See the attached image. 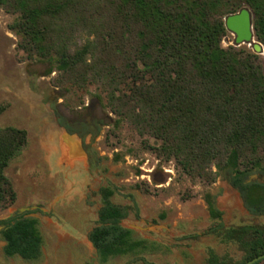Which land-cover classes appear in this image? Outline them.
<instances>
[{"label": "trees", "instance_id": "1", "mask_svg": "<svg viewBox=\"0 0 264 264\" xmlns=\"http://www.w3.org/2000/svg\"><path fill=\"white\" fill-rule=\"evenodd\" d=\"M0 6L15 14L9 28L27 58L49 64L42 74L53 87L95 86L116 124L127 123L159 157L208 184L223 172L245 208L264 214V180L251 177L264 176V67L258 53L222 44L224 17L248 6L264 45V0H0ZM6 108L0 103V115ZM55 112L83 147L87 135L108 124L106 117L69 122ZM27 141L25 128L0 124V211L17 199L6 168ZM117 190L111 182L99 187V222L88 234L101 262L156 248L122 225L129 210L112 200ZM205 200L218 221L210 231L245 251L240 261L211 254L209 264H243L264 253V225L227 227L215 195L207 192ZM31 212L0 219L5 255L40 257L43 239Z\"/></svg>", "mask_w": 264, "mask_h": 264}, {"label": "rangeland", "instance_id": "2", "mask_svg": "<svg viewBox=\"0 0 264 264\" xmlns=\"http://www.w3.org/2000/svg\"><path fill=\"white\" fill-rule=\"evenodd\" d=\"M14 18L0 6V103L7 104L0 124L25 128L28 141L6 168L17 199L0 211V219L31 210L43 243L40 257L27 260L5 255L0 235V264H209L211 254L242 260L245 251L237 242L210 231L218 221L209 214L205 194L215 195L227 227L264 225V214L245 208L223 172L208 184L184 174L174 160L159 157L127 123L116 124L95 86L53 87L51 76L42 74L49 64L29 60L18 47V36L9 28ZM222 44L235 45V35L228 30ZM235 46L256 52L247 43ZM256 53L264 67V45ZM51 93L59 95L54 102ZM55 109L69 122L106 117L108 124L99 134L87 136L98 162L77 134L66 131ZM251 177L264 180L259 174ZM109 182L118 187L112 200L129 210L122 225L156 248L100 261L88 234L99 222V187ZM257 264H264V258Z\"/></svg>", "mask_w": 264, "mask_h": 264}, {"label": "water", "instance_id": "3", "mask_svg": "<svg viewBox=\"0 0 264 264\" xmlns=\"http://www.w3.org/2000/svg\"><path fill=\"white\" fill-rule=\"evenodd\" d=\"M224 21L226 28L235 35V45L247 43L252 46L256 52H261L263 50V44L256 39L255 36L253 14L249 7L244 6L239 11L226 15ZM263 258L264 253H261L243 264H253Z\"/></svg>", "mask_w": 264, "mask_h": 264}, {"label": "flooded vegetation", "instance_id": "4", "mask_svg": "<svg viewBox=\"0 0 264 264\" xmlns=\"http://www.w3.org/2000/svg\"><path fill=\"white\" fill-rule=\"evenodd\" d=\"M89 135H91V134H89ZM87 136H88V135H87ZM85 147H86V148H85ZM84 148H85V150L89 153L90 144H89V142H88V140H87V137L85 138Z\"/></svg>", "mask_w": 264, "mask_h": 264}]
</instances>
